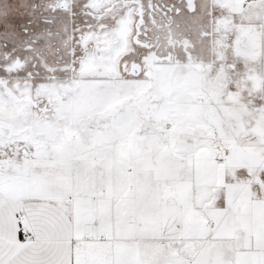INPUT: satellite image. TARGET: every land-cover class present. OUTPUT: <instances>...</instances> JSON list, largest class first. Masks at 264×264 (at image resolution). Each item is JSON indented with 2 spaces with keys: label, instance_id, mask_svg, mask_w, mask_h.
Returning a JSON list of instances; mask_svg holds the SVG:
<instances>
[{
  "label": "snow or ice",
  "instance_id": "obj_1",
  "mask_svg": "<svg viewBox=\"0 0 264 264\" xmlns=\"http://www.w3.org/2000/svg\"><path fill=\"white\" fill-rule=\"evenodd\" d=\"M0 264H264V0H0Z\"/></svg>",
  "mask_w": 264,
  "mask_h": 264
}]
</instances>
